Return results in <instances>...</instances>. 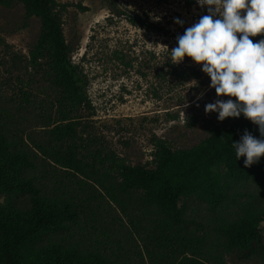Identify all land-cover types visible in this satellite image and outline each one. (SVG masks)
<instances>
[{"label":"rangeland","instance_id":"obj_1","mask_svg":"<svg viewBox=\"0 0 264 264\" xmlns=\"http://www.w3.org/2000/svg\"><path fill=\"white\" fill-rule=\"evenodd\" d=\"M57 1L67 3L63 33L71 60L87 80L88 105L78 112L75 138L85 145L82 152L113 151L131 164L151 165L153 137L174 149L191 147L207 136L208 126L221 122L216 112L205 113V104L235 97H217L210 77L190 57L178 63L171 59L176 37L207 14L208 6L196 0H114L123 13L117 14L109 0ZM129 13L156 27L129 23ZM38 31V19L26 18L21 3L0 4V131L29 153H38L37 143L47 144L46 131L58 119L54 91L27 64ZM37 163L29 173L42 193L78 209L74 222L44 232V243L103 264H170L180 257L183 247L173 246L163 234L167 217L142 202L138 192L121 191L117 172L74 174L40 153ZM15 204L24 206L27 196ZM179 204L184 221L168 236L187 244V254L195 251L206 264H258L229 246L222 228L264 206L261 186L250 179L228 181L227 196L213 208L193 196ZM252 224L264 234V222Z\"/></svg>","mask_w":264,"mask_h":264},{"label":"trees","instance_id":"obj_2","mask_svg":"<svg viewBox=\"0 0 264 264\" xmlns=\"http://www.w3.org/2000/svg\"><path fill=\"white\" fill-rule=\"evenodd\" d=\"M15 1L22 4L26 18L35 17L39 21L38 36L28 51L27 64L54 91L52 106L58 119L46 131L47 144H36L38 153L17 147L12 138L0 131V264H103L56 243L42 241L44 232L66 227L68 221L74 222L78 209L65 200L48 198L36 185L37 177L29 169L37 167L39 153L44 160L74 174L88 177L100 170L117 172L121 191L138 192L142 202L153 205L167 217L165 239L173 246L183 247L180 257L170 264H206L195 251L187 254V244L168 236L172 230L177 232L184 221L179 202L193 196L213 208L227 196L228 181L240 179H250L264 189V155L259 162L245 167L244 157L238 160L233 147V141H238L245 129L259 138L258 126L243 114L227 117L208 126L207 136L198 143L178 149L153 137L151 165L131 164L113 151L82 152L81 148L86 147L75 138L78 112L88 105L87 80L71 60V47L63 33L62 14L67 3L0 0V4L10 6ZM109 5L114 13L123 14L114 0H109ZM125 18L139 28L156 27L136 13L126 14ZM261 38L264 34L251 36L254 42ZM195 120L191 119L188 125H193ZM20 196H27L24 206L15 204ZM252 221L264 222V206L253 215L227 222L222 230L227 244L234 246L241 257L264 264V234Z\"/></svg>","mask_w":264,"mask_h":264},{"label":"clouds","instance_id":"obj_3","mask_svg":"<svg viewBox=\"0 0 264 264\" xmlns=\"http://www.w3.org/2000/svg\"><path fill=\"white\" fill-rule=\"evenodd\" d=\"M196 3L208 6L207 14L176 37L171 59L178 63L190 57L210 77L209 87L215 89L217 97H235L206 103L205 113L216 112L219 121L243 114L258 126L259 138L245 129L239 140L233 141L237 159L243 156V164L250 167L264 155V38L250 39L264 34V0ZM174 22L184 23L179 18ZM202 96L198 94L196 100Z\"/></svg>","mask_w":264,"mask_h":264}]
</instances>
